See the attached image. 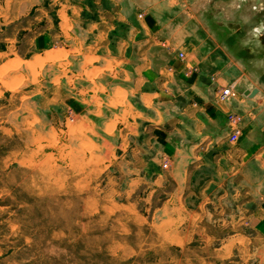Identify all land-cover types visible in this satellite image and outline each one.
Here are the masks:
<instances>
[{
	"label": "rangeland",
	"instance_id": "rangeland-1",
	"mask_svg": "<svg viewBox=\"0 0 264 264\" xmlns=\"http://www.w3.org/2000/svg\"><path fill=\"white\" fill-rule=\"evenodd\" d=\"M58 1L0 0V264H264V231L222 210L219 193L203 208L171 201L170 160H156L145 126H125L129 114L105 105L77 115L75 88L67 99L56 91L54 78L78 68L59 64ZM171 5L264 95V0L157 8Z\"/></svg>",
	"mask_w": 264,
	"mask_h": 264
},
{
	"label": "crops",
	"instance_id": "crops-1",
	"mask_svg": "<svg viewBox=\"0 0 264 264\" xmlns=\"http://www.w3.org/2000/svg\"><path fill=\"white\" fill-rule=\"evenodd\" d=\"M85 1L54 3L65 53L59 64L75 59L78 66L74 77L54 78L56 91L67 99L75 88L77 115H97L105 105L129 114L125 126H145L148 143L157 146L156 160H170L171 201L195 200L203 208L219 193L222 210L243 213L237 216L240 224L245 219L264 231L261 89L247 85L222 46L203 28L197 32L189 20L177 17L175 6L158 9V0L152 8L136 0H91L96 8L89 17ZM228 85L236 86L239 96L222 104L217 92ZM253 88L258 90L253 98L244 95ZM229 110L242 119L235 143L227 139ZM111 130L107 121L108 138ZM104 145H111L109 139Z\"/></svg>",
	"mask_w": 264,
	"mask_h": 264
},
{
	"label": "built area",
	"instance_id": "built-area-1",
	"mask_svg": "<svg viewBox=\"0 0 264 264\" xmlns=\"http://www.w3.org/2000/svg\"><path fill=\"white\" fill-rule=\"evenodd\" d=\"M181 56V55H180ZM238 97V92L235 86H227L220 88L217 92V99L219 102L229 104ZM228 127L230 129L228 140L229 142H236L240 136L241 118L235 113H228Z\"/></svg>",
	"mask_w": 264,
	"mask_h": 264
},
{
	"label": "water",
	"instance_id": "water-1",
	"mask_svg": "<svg viewBox=\"0 0 264 264\" xmlns=\"http://www.w3.org/2000/svg\"><path fill=\"white\" fill-rule=\"evenodd\" d=\"M258 93V90L256 88H253L251 90H246L244 92V95L248 98H253Z\"/></svg>",
	"mask_w": 264,
	"mask_h": 264
}]
</instances>
